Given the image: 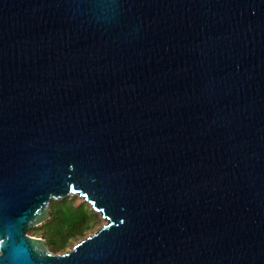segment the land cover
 <instances>
[{
  "label": "water",
  "instance_id": "1",
  "mask_svg": "<svg viewBox=\"0 0 264 264\" xmlns=\"http://www.w3.org/2000/svg\"><path fill=\"white\" fill-rule=\"evenodd\" d=\"M0 264H264V0H0Z\"/></svg>",
  "mask_w": 264,
  "mask_h": 264
},
{
  "label": "trees",
  "instance_id": "2",
  "mask_svg": "<svg viewBox=\"0 0 264 264\" xmlns=\"http://www.w3.org/2000/svg\"><path fill=\"white\" fill-rule=\"evenodd\" d=\"M100 217L88 204H75V198L52 200L50 218L29 229L27 234H39L46 241L49 252H59L66 247L72 248L75 243L86 238L100 223Z\"/></svg>",
  "mask_w": 264,
  "mask_h": 264
},
{
  "label": "rangeland",
  "instance_id": "3",
  "mask_svg": "<svg viewBox=\"0 0 264 264\" xmlns=\"http://www.w3.org/2000/svg\"><path fill=\"white\" fill-rule=\"evenodd\" d=\"M67 198V197H66ZM68 198H75V204H78V203H86V202H84V200L81 198V197H79V196H68ZM87 204V203H86ZM89 206V205H88ZM89 208H91L90 206H89ZM105 222H104V220L100 217V223L95 227V230L94 231H91V232H89L88 234H87V236H90L92 233H94L95 231H97L103 224H104ZM28 235H30V236H33L32 234H30V233H28ZM35 237H39V238H42V237H40V235L39 234H37V235H35ZM79 242V241H78ZM76 244V243H75ZM71 250V247H66L63 251H59V252H52V253H54V254H63V253H66V252H68V251H70Z\"/></svg>",
  "mask_w": 264,
  "mask_h": 264
}]
</instances>
